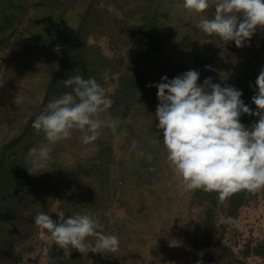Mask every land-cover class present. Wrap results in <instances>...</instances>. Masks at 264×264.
Wrapping results in <instances>:
<instances>
[{
    "label": "rangeland",
    "instance_id": "374dc122",
    "mask_svg": "<svg viewBox=\"0 0 264 264\" xmlns=\"http://www.w3.org/2000/svg\"><path fill=\"white\" fill-rule=\"evenodd\" d=\"M31 1L33 4L36 0ZM142 1L130 0L127 4V0H45V6L51 10L46 17L55 24L53 32L62 42L67 34L73 41L83 24L86 44L99 47L117 67H124L118 62H130L133 39H128L126 33H116L114 24L112 37L96 33V27L107 24L104 21L96 26V7L111 14L135 11L134 17L138 19L139 9L145 5ZM90 7L91 15L87 17ZM161 13L166 15L160 23L168 37L159 51L130 62V69L139 76L135 80L139 90H134L125 101L120 94L121 74L112 69L96 72L92 66L83 73L80 71L79 75L86 79L94 77L114 99L112 108L101 113V117L110 114L117 121L115 131L105 128L93 145L85 146L80 142L79 132L74 130L70 138L54 146L49 166L40 170L46 171L45 182L44 172L35 173L38 199L45 200L44 212L54 221L59 222V216L88 213L100 218L106 233L119 237L118 253L105 256L85 252L81 255L83 264H188L191 261L188 253H193L192 259L197 261L200 218L206 205L192 202L194 190L183 191L169 166L163 132L156 127L157 88L149 85L159 83L165 75L172 79L188 70H197L199 84L211 77L213 83L236 87L242 76L264 59V31L257 30L250 43L237 48L234 41H222L198 27L202 16H214L215 2L203 14H195L183 7V0H161ZM105 17L110 21L111 16ZM84 20L89 21L83 23ZM28 21L24 17L20 20V29L10 37L12 43L21 42ZM11 49L2 50L10 57ZM0 59L5 60L0 64L3 70L6 59L1 55ZM68 91L71 88H57L49 102ZM31 139L33 146L45 142L44 134L35 129ZM219 206L220 217H233V213L236 216L233 223H217L206 264H264V188L253 191L236 213L231 211L227 200ZM42 243L39 229L15 251L14 258L4 259L2 264L26 263L28 259L31 264H38L39 257L33 259L30 255ZM49 262L50 253L41 263Z\"/></svg>",
    "mask_w": 264,
    "mask_h": 264
},
{
    "label": "clouds",
    "instance_id": "9594fccd",
    "mask_svg": "<svg viewBox=\"0 0 264 264\" xmlns=\"http://www.w3.org/2000/svg\"><path fill=\"white\" fill-rule=\"evenodd\" d=\"M213 2L214 16H202L198 25L205 34L234 41L242 48L257 30L264 31V0H183V7L203 14ZM54 51L59 52L60 46ZM199 77V71L188 70L172 79L165 75L159 83L149 85L157 88L156 127L163 132L166 159L183 191L216 192L223 202L241 190L264 188V68L255 81V112L241 99L242 90L213 83L211 77L199 84ZM63 83L71 91L51 100L32 121V128L44 134L45 142L29 149L30 167L26 169L30 174L46 169L54 146L70 138L74 130L79 132L80 142L89 146L105 128L114 132L117 127L110 114L101 117L115 101L94 77L70 75ZM23 100L19 92L13 98L15 105ZM244 114L258 119L245 127L240 120ZM59 218L56 222L44 211L33 218L43 240L30 255L39 257L38 264L53 246L68 257L72 250L105 256L118 253L119 237L106 233L98 216L77 213ZM219 222L233 223L234 218L220 217Z\"/></svg>",
    "mask_w": 264,
    "mask_h": 264
},
{
    "label": "trees",
    "instance_id": "16d2710c",
    "mask_svg": "<svg viewBox=\"0 0 264 264\" xmlns=\"http://www.w3.org/2000/svg\"><path fill=\"white\" fill-rule=\"evenodd\" d=\"M129 2L130 0H127V4H130ZM142 3L145 5L139 9L140 17L138 16V19L134 17L135 11H131V13L120 11L118 14H111L108 10L96 7V26H101V22H107L105 26L96 27V33L112 37L115 31L111 25L114 24L117 26L115 27L116 33H126L128 39H133L129 53L130 62L135 61V58L146 57L154 51H159L165 38L168 37L160 23L161 18H166V15L161 13V0H144ZM90 15L91 7L87 12V17ZM105 15L111 16L110 21L106 20ZM87 21L89 20H84L83 23H87ZM85 31L82 24L76 38L70 42L62 54L58 73L49 85L46 98L43 104L37 108L36 115L27 120L18 137L6 143L0 150V264L3 263L4 259L8 258L9 261L14 258L15 251L36 235L39 228L33 225V218L47 207L44 199H38L36 184H34L35 174H30L26 168L30 167L27 155L34 144L31 139L34 130L32 121L49 103L51 94L59 87L66 88L63 81L70 75L80 74L81 70L83 73L91 66L96 68V72L112 69V72L121 74L119 77L120 94L124 101L134 90H139L135 81L139 76L130 69L131 63H125L124 60H121L118 64L125 66L117 67L115 62L110 61L100 52L99 47L86 44ZM262 54L264 56V49ZM121 68H123L122 71ZM262 68H264V59L261 64L246 72L235 87L242 90L243 97L241 99L250 106L253 112L256 110V105L252 102V96L255 94V81ZM257 119L258 117L248 114L240 117L241 123L245 127H250ZM45 174L46 171L43 175L40 174L44 177L42 178L43 182H45ZM251 194L252 192L241 190L228 197L226 200L231 211L236 213L238 208L248 202ZM192 202L201 206L206 205V207L200 218L202 231L201 238H199L201 240L196 243L198 248L197 261L192 259L194 258L193 253H188L187 255L191 259L188 264H206L205 258L212 246L211 240L214 238L213 231L216 229L221 216L219 206L221 201L217 199L216 192H204L201 189H196ZM235 216L233 213V218ZM81 255L78 250H72L70 257H68L64 255L63 250L53 246L49 264H83Z\"/></svg>",
    "mask_w": 264,
    "mask_h": 264
},
{
    "label": "crops",
    "instance_id": "0c3cea01",
    "mask_svg": "<svg viewBox=\"0 0 264 264\" xmlns=\"http://www.w3.org/2000/svg\"><path fill=\"white\" fill-rule=\"evenodd\" d=\"M34 2L0 0V55L6 59L0 70V149L22 133L26 120L43 104L62 54L70 44L69 34L62 42L53 32L55 24L47 21L46 13L50 15L51 10L45 6V0ZM23 17L29 20V26L21 42L14 44L10 37L20 29ZM57 45L59 52L54 51ZM7 47L12 48L10 57L2 50ZM18 92L24 100L15 105L13 98ZM18 264H31V259Z\"/></svg>",
    "mask_w": 264,
    "mask_h": 264
},
{
    "label": "built area",
    "instance_id": "2783aa9c",
    "mask_svg": "<svg viewBox=\"0 0 264 264\" xmlns=\"http://www.w3.org/2000/svg\"><path fill=\"white\" fill-rule=\"evenodd\" d=\"M17 37L19 36V35H16ZM4 62H5V60L4 59H0V64L1 65H3L4 64Z\"/></svg>",
    "mask_w": 264,
    "mask_h": 264
}]
</instances>
